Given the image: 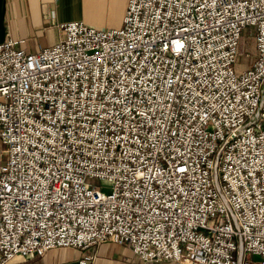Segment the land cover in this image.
Returning a JSON list of instances; mask_svg holds the SVG:
<instances>
[{
	"label": "built area",
	"instance_id": "2783aa9c",
	"mask_svg": "<svg viewBox=\"0 0 264 264\" xmlns=\"http://www.w3.org/2000/svg\"><path fill=\"white\" fill-rule=\"evenodd\" d=\"M126 7L117 29L0 44V264L104 242L145 264H264V0Z\"/></svg>",
	"mask_w": 264,
	"mask_h": 264
},
{
	"label": "crops",
	"instance_id": "0c3cea01",
	"mask_svg": "<svg viewBox=\"0 0 264 264\" xmlns=\"http://www.w3.org/2000/svg\"><path fill=\"white\" fill-rule=\"evenodd\" d=\"M127 0H0V44L7 39L16 49L34 53L57 44L62 23L82 21L97 29H117L123 25ZM145 264L127 246L104 242L84 250L55 248L40 256L10 264ZM147 264H173L162 261Z\"/></svg>",
	"mask_w": 264,
	"mask_h": 264
},
{
	"label": "rangeland",
	"instance_id": "374dc122",
	"mask_svg": "<svg viewBox=\"0 0 264 264\" xmlns=\"http://www.w3.org/2000/svg\"><path fill=\"white\" fill-rule=\"evenodd\" d=\"M243 40L241 43V52L238 56L237 63L235 65V72L238 75L240 72L248 69L249 67L252 66L253 61V56L256 53V46L254 42V37H253V27L251 28H245L243 30ZM249 52L250 56L246 57L245 53ZM0 149H1V143H0ZM101 185L104 186V183L101 182Z\"/></svg>",
	"mask_w": 264,
	"mask_h": 264
}]
</instances>
